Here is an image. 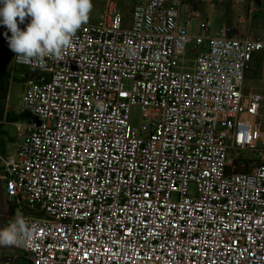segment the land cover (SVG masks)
Here are the masks:
<instances>
[{
    "label": "built area",
    "instance_id": "1",
    "mask_svg": "<svg viewBox=\"0 0 264 264\" xmlns=\"http://www.w3.org/2000/svg\"><path fill=\"white\" fill-rule=\"evenodd\" d=\"M228 32L191 1L127 18L106 0L63 59H15L32 74L0 153L7 226L24 221L13 264H264V160L232 158L264 144V93L244 87L264 38Z\"/></svg>",
    "mask_w": 264,
    "mask_h": 264
},
{
    "label": "clouds",
    "instance_id": "2",
    "mask_svg": "<svg viewBox=\"0 0 264 264\" xmlns=\"http://www.w3.org/2000/svg\"><path fill=\"white\" fill-rule=\"evenodd\" d=\"M92 8V0H0V24L11 33L8 45L16 61L43 68L45 58L63 59ZM26 17L30 22L21 30L19 24ZM23 227L24 221L17 217L0 229V245L18 243Z\"/></svg>",
    "mask_w": 264,
    "mask_h": 264
},
{
    "label": "rangeland",
    "instance_id": "3",
    "mask_svg": "<svg viewBox=\"0 0 264 264\" xmlns=\"http://www.w3.org/2000/svg\"><path fill=\"white\" fill-rule=\"evenodd\" d=\"M106 0H92L93 8L90 13L88 23H96L99 15L103 10ZM119 5L122 13L130 18L134 5L137 2L145 0H114ZM191 0H185V4ZM196 8L201 12L205 19L211 22V31L213 33L221 32V30H229L232 36L244 38H264V0H194ZM194 33L197 32V21H194ZM187 57L192 58L193 54ZM245 90H253L264 93V54L255 55L254 60L250 64V68L246 74L244 84ZM24 83L13 80L10 86L8 98L6 101V109L18 113L22 103ZM264 131V107L260 111L257 118ZM131 124L136 128L144 127L141 109L134 106L131 110ZM5 129L14 137L16 126L7 124ZM8 152L13 149V143H8ZM257 150H248L244 152H233L232 158L236 160L241 157V163L249 162L248 168L253 169L257 160H264V144L259 143ZM262 153V155H260ZM254 160V161H247ZM260 162V161H259ZM14 245V244H12ZM18 252L8 250L0 253L1 258L18 257ZM4 264H13L12 261H6Z\"/></svg>",
    "mask_w": 264,
    "mask_h": 264
},
{
    "label": "trees",
    "instance_id": "4",
    "mask_svg": "<svg viewBox=\"0 0 264 264\" xmlns=\"http://www.w3.org/2000/svg\"><path fill=\"white\" fill-rule=\"evenodd\" d=\"M191 2L195 9H197V4H195V1L191 0ZM257 2H260V0H257ZM228 34L232 36V33L230 31L228 32ZM10 36V31H8L5 26L0 24V153L6 156L11 153L8 152L7 149L8 143L14 142V137H12V135L5 129L6 125L28 120V115L26 113H17L15 111L6 109V101L8 98L10 86L13 80L23 82V74H25L26 76H30L32 74V70L30 68L19 66L15 63V53L10 50L8 45L7 37ZM240 158L241 157L233 161L235 170L237 172L251 171V168H248L249 162L241 163ZM257 161L259 162L260 160Z\"/></svg>",
    "mask_w": 264,
    "mask_h": 264
},
{
    "label": "water",
    "instance_id": "5",
    "mask_svg": "<svg viewBox=\"0 0 264 264\" xmlns=\"http://www.w3.org/2000/svg\"><path fill=\"white\" fill-rule=\"evenodd\" d=\"M8 208L6 207V198H5V189L1 178L0 173V229L7 227L8 224ZM12 250L19 252V249L15 245H0V253L4 251ZM6 261H12V258H1L0 264L5 263Z\"/></svg>",
    "mask_w": 264,
    "mask_h": 264
}]
</instances>
